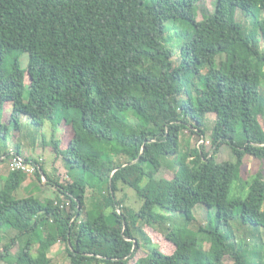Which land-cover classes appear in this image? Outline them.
Masks as SVG:
<instances>
[{
    "label": "trees",
    "instance_id": "trees-1",
    "mask_svg": "<svg viewBox=\"0 0 264 264\" xmlns=\"http://www.w3.org/2000/svg\"><path fill=\"white\" fill-rule=\"evenodd\" d=\"M200 1L0 0V112L12 103L9 123L0 119V164L10 126L19 129L27 115L37 129L52 123L45 143L72 177L61 182L40 158L27 156L37 165L39 184L44 175L56 195L19 199L15 192L30 174L9 170L0 188V233L6 225L17 233L0 249V262L52 264V249L63 240L67 264H131L142 248L137 227L146 234L138 222L155 228L162 223L157 205L192 221L194 208L204 204L217 209L215 223L162 229L170 249L148 242L150 250L135 264H246L248 243H237L223 226L241 208L243 223L264 227V170L247 182L245 197L230 198L246 157L264 159V51L258 38L264 19L256 15L264 0H217L215 12L203 19L196 16ZM238 8L256 15L247 34L236 19ZM170 20L189 28L178 65L165 43ZM14 52H27L29 65L23 68L16 58L6 72ZM222 54L227 60L218 65ZM130 110L131 120L123 116ZM207 113L216 114L209 144L188 141L182 148V132L205 136ZM61 122L67 125L62 138L56 135L64 129ZM226 144L234 164L216 159ZM165 157L174 158L169 179L158 177ZM121 185L135 189L140 209L118 197ZM204 233L208 249L200 245ZM24 237L14 258L11 249Z\"/></svg>",
    "mask_w": 264,
    "mask_h": 264
},
{
    "label": "rangeland",
    "instance_id": "rangeland-1",
    "mask_svg": "<svg viewBox=\"0 0 264 264\" xmlns=\"http://www.w3.org/2000/svg\"><path fill=\"white\" fill-rule=\"evenodd\" d=\"M217 0H201L197 6H196V16L199 19H203L204 17L210 15L211 13L215 12ZM257 16L260 17V19H264V9L258 11L256 13ZM256 15H246L244 11L241 8L237 9L236 13V19L238 22L242 23L244 25V32L247 34L254 28V22H255V16ZM168 26L167 31L165 33V43L168 47L173 49L174 51V64L178 65L180 61V53H181V45L184 41L183 38V32L184 30H188L189 28L185 25V22L183 20L175 21L170 20L166 23ZM183 30V31H182ZM263 31L260 29V32L258 34V38L260 40V48L264 51V35ZM19 59L21 62V65L23 68L28 67L30 57L27 52H14L10 56L6 58L5 61V71L11 72L12 71V65L15 59ZM226 61L227 57L225 54H222L218 56L217 64L220 65L222 61ZM208 65H205V67L202 70V73L205 74L208 70ZM198 84H201L200 79L196 80ZM264 87V78L263 83ZM27 93V91H26ZM25 93V95H26ZM182 97V96H181ZM12 111V103L8 102L5 106V109L0 112V119L8 124L9 120V114H11ZM123 116L127 119H132L134 117L133 112L127 111L123 113ZM205 125L203 128L205 129V136H202L199 133L191 132L189 130L182 132V148H186V144L188 141L193 145V147H198L200 144H206L208 145L210 142V136L212 134V131L215 126V120H216V114L215 113H207L205 116ZM261 123L264 126V103L262 106V114L260 116ZM61 125H64V129H61V125L58 126L57 131V137L61 136V133L65 131L67 128L66 123L61 122ZM196 132L197 129H194ZM10 135H9V143L8 147L14 150H17V144L19 145V148L21 149L22 153L28 154L30 157H37V158H45V169L47 170L48 167L52 165L53 162L57 161L56 154L53 150V147L47 143H45V139L47 141H51L52 133H53V127L52 123L47 122L46 125L43 128H36L32 123L30 122V119L27 115L21 116V127L19 129H15V127L10 126ZM66 134V133H65ZM45 137V138H44ZM44 138V140H43ZM68 143L64 141V145H67ZM1 145V144H0ZM21 153V154H22ZM30 153V154H29ZM24 155V154H23ZM26 156V155H25ZM28 156V157H29ZM44 158L42 160H44ZM62 161L59 163L60 167L55 171L57 173V178L61 182H67L71 181L72 177L69 176V169L67 168L66 163L63 161L62 158H59ZM174 158L172 157H165L163 160L164 168L159 173L158 177H166L171 178L173 175L171 174V168L168 165L169 161H172ZM216 159L218 161H226L228 164L235 163L236 156L232 151V148L229 145H224L221 147L220 151L216 155ZM125 161V159H124ZM8 163V162H3ZM9 164V163H8ZM7 164V165H8ZM54 164V163H53ZM6 165V166H7ZM9 166V165H8ZM3 165L0 164V169L2 171L0 172V175L6 174L8 170L2 168ZM264 170V159H257L255 157L249 156L246 157L245 162L241 166L240 170V177L233 182L232 188L230 189V198H235L237 196L245 197L248 193V187L247 182L252 180L258 172ZM72 174H81L80 169L71 170ZM48 172V171H47ZM44 176V175H43ZM31 184L34 183L35 188H32V185H29L30 182L26 186H21L16 192L15 196L16 198H24L29 195H40L43 197H53L56 195V192L52 186L44 185L48 182V179L46 178V181L43 184H39L37 177L34 175L29 176ZM28 180V179H27ZM44 181V180H43ZM38 182V184H36ZM2 185V180H0V188ZM122 188L118 191V197L122 198L125 197L126 206L129 208L134 209H140L143 200L138 196L135 189L132 187H127L121 185ZM93 192V189H92ZM88 193H91V190H88ZM97 193V191H96ZM90 202V199L88 200ZM91 206V204L89 205ZM156 212L161 214L163 217H161L162 223H157V228L151 227L148 225H145L143 221H139L138 224L140 226H143L146 234L143 236L142 233L138 231L135 232L137 237L139 238V241L141 243L142 248L138 251L135 258L131 260V264H135L140 258L147 255V252L150 250V246L148 245V242H160L157 244H161L162 249L167 251L170 249V245H172L169 242L163 240V234L160 232L162 229H167L166 227L172 226L174 228H190L197 230L199 226L201 225H210L215 223L216 221V214L217 209L215 207L209 208L204 204H198L194 210L193 215L194 218L192 221L187 220L186 215L182 212H173L166 208H163L159 205L155 207ZM263 210H264V204H263ZM105 213H108V218L112 220V215L109 209L104 210ZM241 208H238L237 210V216L234 220H232L230 225L223 226V231H226L228 233H231L233 237H236L237 243L239 242H247V246L245 247V262L246 264H258L260 261L264 262V227L257 226L251 223H243L241 219ZM150 227V228H149ZM17 230L13 229L10 225H6L3 232L0 233V249L3 247V245L8 244L12 241V238L14 235H16ZM26 237L17 240V243L12 247L11 253L13 254V257L15 258L20 251L21 246H23L26 242ZM200 245L204 247L205 249H208L210 247V242L208 238V234H202L200 235ZM160 246V247H161ZM52 264H67L68 262V253L66 251V245L65 241L59 240L56 245L52 249ZM225 261L227 263H232L230 258H226ZM0 264H11L7 261H1Z\"/></svg>",
    "mask_w": 264,
    "mask_h": 264
},
{
    "label": "built area",
    "instance_id": "built-area-1",
    "mask_svg": "<svg viewBox=\"0 0 264 264\" xmlns=\"http://www.w3.org/2000/svg\"><path fill=\"white\" fill-rule=\"evenodd\" d=\"M202 145V144H200ZM1 145H0V151H1ZM6 160L9 164V169L11 170H22L30 175H34L37 170V165L35 163H32L28 160L27 156L23 154H18L17 150L8 149L7 153H4L1 157V163H3ZM1 172V170H0ZM44 182L46 181V177L43 176ZM67 205H70V202H67ZM120 211V209H119Z\"/></svg>",
    "mask_w": 264,
    "mask_h": 264
},
{
    "label": "crops",
    "instance_id": "crops-1",
    "mask_svg": "<svg viewBox=\"0 0 264 264\" xmlns=\"http://www.w3.org/2000/svg\"><path fill=\"white\" fill-rule=\"evenodd\" d=\"M59 131V130H58ZM62 136H63V132L61 133V138H62ZM45 138V137H44ZM44 138H43V140H44ZM19 148V145L17 144V149ZM20 152H21V149H20ZM22 153V152H21ZM22 154H24V155H26V156H29L28 154H25V153H22ZM30 154V153H29ZM30 157V156H29ZM32 157H33V155H32ZM44 158V157H43ZM43 158H40V160L41 161H43L44 163L46 162V160H45V158H44V160H42ZM62 160L61 159H57V161L56 162H53L52 163V165L50 166V167H48V169L46 170V171H48L47 173L51 176V177H54L55 176V178L57 177V173H55V171H57V169L60 167V162H61ZM8 163H4V164H2L1 163V165H3V167L2 168H4L5 167V169L6 170H8V172L6 173V174H3V175H0V180H2V182H3V179L8 175V173H9V166L7 165ZM7 165V166H6ZM44 166H45V164H44ZM1 171H2V169H0ZM30 182V179L28 178V180H26L23 184V186H26L28 183ZM32 182H30V184L29 185H32V188H35V187H33L34 186V183L33 184H31Z\"/></svg>",
    "mask_w": 264,
    "mask_h": 264
}]
</instances>
